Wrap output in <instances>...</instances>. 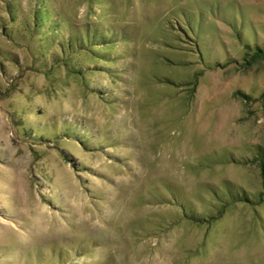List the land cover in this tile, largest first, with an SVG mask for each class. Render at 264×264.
I'll list each match as a JSON object with an SVG mask.
<instances>
[{
    "label": "rangeland",
    "instance_id": "obj_1",
    "mask_svg": "<svg viewBox=\"0 0 264 264\" xmlns=\"http://www.w3.org/2000/svg\"><path fill=\"white\" fill-rule=\"evenodd\" d=\"M259 48L264 0H0V264H264Z\"/></svg>",
    "mask_w": 264,
    "mask_h": 264
},
{
    "label": "trees",
    "instance_id": "obj_2",
    "mask_svg": "<svg viewBox=\"0 0 264 264\" xmlns=\"http://www.w3.org/2000/svg\"><path fill=\"white\" fill-rule=\"evenodd\" d=\"M251 59L247 58V60L249 61V63H251V61H254V60H257V59H261V58H264V52L262 49H258L257 51L253 52L252 53V56H250ZM245 97L247 98H250L251 96L250 95H245ZM256 162L260 165L261 167V176H262V181H263V192L260 193V199L264 198V150H261L258 152L257 156H256ZM250 196H247L245 194L244 191H239L238 193L234 194V196H230L229 200L224 201V206L229 204V203H232V202H244V201H248L249 202H253V200H251L249 198ZM195 219H198V218H195Z\"/></svg>",
    "mask_w": 264,
    "mask_h": 264
},
{
    "label": "bare ground",
    "instance_id": "obj_3",
    "mask_svg": "<svg viewBox=\"0 0 264 264\" xmlns=\"http://www.w3.org/2000/svg\"><path fill=\"white\" fill-rule=\"evenodd\" d=\"M42 214H45V211H42Z\"/></svg>",
    "mask_w": 264,
    "mask_h": 264
}]
</instances>
